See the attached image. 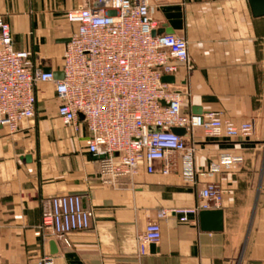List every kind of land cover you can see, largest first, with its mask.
<instances>
[{
  "label": "crops",
  "instance_id": "crops-1",
  "mask_svg": "<svg viewBox=\"0 0 264 264\" xmlns=\"http://www.w3.org/2000/svg\"><path fill=\"white\" fill-rule=\"evenodd\" d=\"M157 31L172 30L189 41L192 67L174 75L170 88L189 94L183 110L218 112L250 121V138L184 135L195 144V179L180 166L170 175L149 173L106 184L89 150L90 132L66 126L57 114L51 84H40L36 115L11 133L0 126V264H264V16L248 0H149ZM82 0H0L15 45L35 65L62 72L65 44L76 30L67 13ZM200 111V112H199ZM232 154L240 162L226 164ZM27 156L31 159L28 160ZM216 168V169H215ZM208 182L223 192L222 231H204L199 216L161 220L162 239L139 256L137 237L161 209L192 207ZM78 194L94 211L88 228L62 237L40 230L43 210L56 196Z\"/></svg>",
  "mask_w": 264,
  "mask_h": 264
},
{
  "label": "built area",
  "instance_id": "built-area-1",
  "mask_svg": "<svg viewBox=\"0 0 264 264\" xmlns=\"http://www.w3.org/2000/svg\"><path fill=\"white\" fill-rule=\"evenodd\" d=\"M82 1L81 8L67 13L76 30L65 44L62 79L37 67L30 51L16 47L9 22L0 16V126L18 132L36 115L39 85L51 84L65 125L78 131L85 124L90 132L88 150L98 158L106 184L133 176L142 166L163 175L181 166L183 176L194 181L195 144L173 127L185 128L190 136L197 129L210 138L253 135V122L237 123L218 112H184L189 94L171 89L163 78L177 74L180 66L191 69L189 41L158 33L149 0ZM240 161L232 154L222 158L226 164ZM222 200L221 186L208 182L194 206L159 210L137 237L139 256L161 241L162 219L178 215L181 222H191L203 210L219 209ZM93 217L84 196H56L43 210L40 230L70 245V234L88 228ZM41 262L55 264L49 253Z\"/></svg>",
  "mask_w": 264,
  "mask_h": 264
},
{
  "label": "water",
  "instance_id": "water-1",
  "mask_svg": "<svg viewBox=\"0 0 264 264\" xmlns=\"http://www.w3.org/2000/svg\"><path fill=\"white\" fill-rule=\"evenodd\" d=\"M252 13L255 17H263L264 16V0H248ZM157 33V32H155ZM158 33H173L172 30H163L158 31ZM69 41V40H68ZM46 71H51L50 68H46ZM64 76L63 72H56L55 77L57 79H62ZM174 76H165L163 81L172 83L174 82ZM200 112V111H199ZM175 134L184 136L186 135L187 131L185 128L181 127H173L171 129ZM27 159L30 160L31 157L27 156ZM200 218V226L201 229L204 231H222L224 228V213L221 209H214V210H203L199 214ZM154 245H151V248Z\"/></svg>",
  "mask_w": 264,
  "mask_h": 264
}]
</instances>
